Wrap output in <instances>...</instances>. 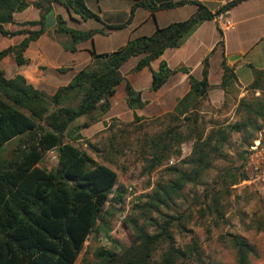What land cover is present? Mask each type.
<instances>
[{"label": "trees", "instance_id": "1", "mask_svg": "<svg viewBox=\"0 0 264 264\" xmlns=\"http://www.w3.org/2000/svg\"><path fill=\"white\" fill-rule=\"evenodd\" d=\"M243 1L247 0H230L212 12L199 0H134L125 23L105 24L100 16L88 9L85 0H35L31 5L38 10L39 18L18 23L21 29L9 31L5 26L15 25L14 15L24 12L30 3L28 0H0V36H23L18 44L0 51V60L12 55L19 67L29 64L24 52L30 43L48 31L46 19L54 13V5L82 21L95 20L102 25L100 29L81 31L68 27L64 18L56 15L52 30L55 34L69 36L70 45L64 49L70 52L76 51L77 44L92 41L96 34H105V29L125 28L137 8H144L153 15L156 11L186 4L195 6V12L186 20L157 27L148 36L130 38L114 51L93 52L91 62L53 94L34 87L20 74L6 78L0 70V149L10 141H16L11 154L0 159V264H76L89 235L97 222L103 220L106 206L114 208L123 203L126 191L118 185L117 173L72 143L82 140L80 131L99 122L110 110V99L122 82H125L127 106L131 110L144 107L146 103L142 102L140 94L121 73L122 66L137 56L140 58L132 72L148 68L151 91L159 90L177 72L187 75L189 91L178 100L171 113L159 119L163 122L160 127L158 124L160 130L137 137V140L144 149L150 171L160 167L173 149L180 155V145L191 141V154L182 161L188 167L166 170L174 175V179L155 184L153 191L145 196V202L136 206L144 224H139L137 219L128 221L133 231L130 246L120 251L99 248L91 259L83 256L80 264H186L190 261L209 264L202 259L195 237H191L184 249L176 246L170 232L176 219L168 211L174 210L177 202L183 200V189L187 184H198L214 161L222 158L230 132L253 134L262 129L258 121L264 123V69L251 67L253 81L245 88L246 95L236 104V114L242 120L226 127L217 124V128L205 133L201 127L200 108L211 88L208 83L209 55L202 62L200 80L185 66L170 69L162 60L155 72L150 64L166 49L180 47L201 23L224 15ZM26 26L38 28L29 30L24 28ZM217 46H222L221 40L215 48ZM220 68L219 87L225 93V103L229 89L236 86L237 77L225 58ZM256 92L258 96L254 95ZM80 118H86V121L76 124ZM143 120L133 114L132 123ZM87 146L104 162L117 164L116 136L110 137L102 148ZM50 151L56 152L57 165L47 170L40 164ZM245 177L242 174L241 180ZM231 178L233 185L237 178L235 175ZM220 182L224 184L218 179L217 183ZM218 203L215 198L212 200L211 206L216 212ZM254 221L257 222L255 228L264 231V220ZM228 237L235 252V263L251 264V258L258 255L254 245L239 235Z\"/></svg>", "mask_w": 264, "mask_h": 264}, {"label": "rangeland", "instance_id": "2", "mask_svg": "<svg viewBox=\"0 0 264 264\" xmlns=\"http://www.w3.org/2000/svg\"><path fill=\"white\" fill-rule=\"evenodd\" d=\"M28 1L32 2L33 0ZM133 3L134 0H87L86 6L100 16L103 23L120 24L128 20L129 10ZM53 7L54 17L59 15L58 12L65 14L62 7L58 5ZM141 15L140 12L137 14L135 23L142 18ZM35 17H37V10L32 6L24 13L16 16L18 20H31ZM5 27L13 30L21 28L18 25H6ZM95 27L101 28L102 25L95 20H88L79 28L88 30ZM25 28L35 30L38 27L26 26ZM52 29L53 27L46 32L51 41L61 42L63 37L69 38L65 34H55ZM133 29L134 27L129 30L114 31L107 36L98 35L94 42L96 52H110L123 46ZM139 30L137 29L135 33ZM104 31L108 30L105 29ZM18 41L19 38L10 40L0 36V51L10 44H16ZM35 48L36 46H32L27 57L43 62L46 68L41 67L38 72L34 70L33 72L37 74L34 77L28 68L18 67L12 55L0 60V70L4 71L7 78H12L27 70L26 74L33 77L32 81L29 80V83L49 94H53L58 87L66 85L70 81L73 72L70 70L63 73L64 68L58 70L53 68L54 65L63 62L66 56L59 55L56 50H50L47 56L41 60L37 56ZM233 63H229V65ZM134 65L135 60L132 59L123 66L124 68L121 71L126 74ZM148 74L146 72H135L129 74L126 78L134 88L145 90L149 87L151 81ZM238 76L240 82H250L253 78L252 69L246 66L239 70ZM246 87L237 85L229 89L225 103L222 102L218 107L212 106L207 98L200 108L203 119L201 127L205 133L211 128H217V124L226 127L242 120L235 110L237 101L246 95ZM254 95L258 96L259 93L256 92ZM126 96L125 82H122L116 87V93L112 99L115 107L111 113L116 112V110L119 112L122 107L125 116L129 113L125 104ZM164 116L165 114L153 118L144 117L143 121L134 124L132 120L124 122L119 118H106L103 115L100 117L99 122L80 131L83 137L82 140L72 143L77 148L86 151L96 161L112 168L118 175V185L123 186L126 191L121 205H116L114 208L106 206L102 215L103 220L97 222L93 232L89 235L76 264H80L83 256L91 259L93 253L99 248L120 251L130 246L133 240V231L128 221L137 219L139 224H144L136 206L145 202V196L153 191L155 184L167 183L170 179H174V175L166 170L171 167L182 170L187 169L188 166L183 164L182 161L191 154V141H186L180 145V155H176L173 149L160 167L152 171L148 169L144 149L139 145L137 137L149 136L160 130L159 127L162 126L163 122L159 119ZM156 120L158 121L156 122ZM84 121H86V118H80L76 124H81ZM258 123L262 125V129L253 134L230 132L228 144L222 150V158H217L214 161L213 167L203 173L198 180V184H187L183 189V200L177 202L174 210L168 211L176 219L170 228L176 246L184 249L190 243L191 237H195L202 252V259L206 263L236 264L235 252L229 243L228 237L234 234L246 238L256 248L258 255L251 258V264H264V231H258L255 228L257 222L254 221V219L264 220V191L259 190L252 184L244 183L248 178L246 170L248 145L253 142V139L264 140V123L261 121H258ZM112 136H116L119 146L116 165L104 162L103 158L98 157L87 146V144H91L102 148V144L108 142V139ZM15 146V140L4 145L0 149V159L8 157ZM56 165L55 151L47 153L40 164L41 167L47 170L53 169ZM242 174L246 176L243 180H241ZM231 175H235L237 178V182L233 185H231L233 181ZM218 179L223 180L224 184L217 183ZM129 188H131V191H129ZM214 198L219 201L217 212L211 206ZM186 264L197 263L190 261Z\"/></svg>", "mask_w": 264, "mask_h": 264}, {"label": "crops", "instance_id": "3", "mask_svg": "<svg viewBox=\"0 0 264 264\" xmlns=\"http://www.w3.org/2000/svg\"><path fill=\"white\" fill-rule=\"evenodd\" d=\"M34 1L35 0H33L32 2ZM166 1H173V0H166ZM199 1H201L204 5H206L210 11L215 12L220 6L226 4L230 0H199ZM32 2H29L30 6H32L31 5ZM30 6L25 11H27L30 8ZM64 12L65 14H63L62 12H58V14L64 18L68 27L81 31H87L79 28L87 21L80 20L79 17L75 16L74 14H71L67 10H64ZM139 12L140 14H142L141 15L142 18L137 23H135L136 16ZM194 12H195V6L191 4H186L180 7H175L167 10H159L154 12L153 15H151V13L144 8H137L133 16V19L128 26L119 30L105 31V34H96L93 37L92 41L89 40L77 44L75 52H70L64 49V46L70 45V38L63 37L61 39L62 40L61 42H53L49 39L47 33H45L37 41L30 43L29 47L24 52V57L28 59L29 64L20 67H24V69L28 68L33 73V77H34L35 75H37L36 73L33 72L34 70L38 72L39 68L41 67L46 68V66L41 61L33 60L32 58L27 57L28 53L31 52L32 46L34 47L36 46L35 48L36 54L38 57L41 58V60L45 56H47L50 50H56V52H58L59 55L66 56V58L60 64L54 65L53 68L55 70L64 68L63 69L64 71H62L63 73L72 70L73 72V75L71 76L72 79L73 76L79 70L83 69L91 62L93 52L96 54L106 53V52H96L94 48L95 46L94 42L98 35L107 36L114 31L129 30L134 27L133 32H131L128 35L127 40L138 36H148L151 35L157 27L162 28L171 23L186 20ZM18 14L21 13H16L14 15V22L16 23L15 25L26 21L37 20L39 18L38 10H37V17L32 18L31 20H18L16 18ZM222 21H228L232 23L234 25V29L229 31H224L220 29V23ZM25 29L34 30L31 28H25ZM91 29H100V28L95 27ZM137 29L140 30L135 33ZM7 30L15 31L18 29L13 30L11 28H8ZM17 38H19V41L16 44H18L22 40L23 36H16L8 39L11 40ZM220 40L222 41V46H217V48H215ZM13 45L10 44L8 46H13ZM207 55H209L208 83L211 86V88L207 93V96L210 104H212V106L218 107L224 101V97H225L224 91L219 87L221 82V75H222L220 64L223 58L226 59L227 65L234 69V73L236 74L237 77L236 86L241 85L242 87H246L253 81L252 78L250 82L247 83L240 82L238 76V72L240 69L246 66L249 68L253 67L259 70L264 69V0L243 1L234 8H232L230 11L225 13L224 15H221L214 20L205 21L201 23L192 32L190 36L184 39L180 47L173 49H166L163 55L159 59L151 62L150 68L155 72L158 71L159 64L163 60L167 63L170 69H174L179 66H185L189 68L192 75L197 80H200L202 73V62ZM234 55H239L240 58L236 60L232 65H229V63L227 62V58ZM139 58L140 56L132 57L130 60L134 59L136 65ZM127 63H125L123 66H125ZM123 66L122 68H124ZM134 66L126 74H124L121 71L123 77L126 80H127L126 77L129 74L133 73L132 69L134 68ZM138 72L149 73L148 75H150V79H151V72L148 68H144ZM26 73L27 70L23 71L20 75H22L29 83L30 81H32L33 77L31 76L29 77ZM133 89L135 92L140 94V98L142 102L146 103L143 108L131 110L127 106V99H126L125 104L127 110L129 111V113L126 114V116L125 114H123L124 112L123 107L122 109L119 110V112L118 110H116V112L111 113L113 111V108L115 107L112 100L115 96L114 94V96L110 99L111 108L104 116L106 118L116 117L119 118L121 121L129 122L133 120L134 113L137 116L143 118L159 117L163 114L171 113L174 110L178 100L181 99L189 91V83H188L187 75L177 72L171 75L168 78L167 82L157 91H151L150 85L145 90H138L134 87ZM127 115H129V117H127Z\"/></svg>", "mask_w": 264, "mask_h": 264}, {"label": "built area", "instance_id": "4", "mask_svg": "<svg viewBox=\"0 0 264 264\" xmlns=\"http://www.w3.org/2000/svg\"><path fill=\"white\" fill-rule=\"evenodd\" d=\"M220 29L229 31L234 29V25L228 21H222ZM246 170L248 178L244 183L252 184L259 190L264 191V140L256 139L249 147ZM129 191H131V188H129Z\"/></svg>", "mask_w": 264, "mask_h": 264}, {"label": "water", "instance_id": "5", "mask_svg": "<svg viewBox=\"0 0 264 264\" xmlns=\"http://www.w3.org/2000/svg\"><path fill=\"white\" fill-rule=\"evenodd\" d=\"M54 25H55V17H54L53 14H49L47 16V19H46L45 27H46V29H50V28L54 27ZM239 58H240L239 55L230 56V57L227 58V62L228 63H233L236 60H238Z\"/></svg>", "mask_w": 264, "mask_h": 264}]
</instances>
